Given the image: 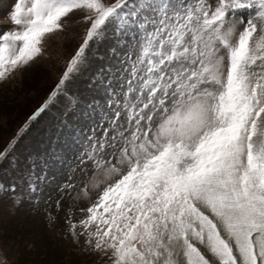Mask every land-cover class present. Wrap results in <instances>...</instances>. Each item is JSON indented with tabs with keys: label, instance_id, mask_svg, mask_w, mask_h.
Masks as SVG:
<instances>
[{
	"label": "snow or ice",
	"instance_id": "1",
	"mask_svg": "<svg viewBox=\"0 0 264 264\" xmlns=\"http://www.w3.org/2000/svg\"><path fill=\"white\" fill-rule=\"evenodd\" d=\"M76 12L84 41L17 134L64 102L54 146L39 173L33 161L20 175L25 192L0 185V197L38 200L61 151L101 128L81 163L94 188L119 178L82 231L70 223L73 243L83 236L112 264H264V0H18V30L0 34V82ZM16 143L0 165L16 166Z\"/></svg>",
	"mask_w": 264,
	"mask_h": 264
},
{
	"label": "rangeland",
	"instance_id": "2",
	"mask_svg": "<svg viewBox=\"0 0 264 264\" xmlns=\"http://www.w3.org/2000/svg\"><path fill=\"white\" fill-rule=\"evenodd\" d=\"M17 2L0 0V34L18 30L10 19ZM89 26L79 12L70 14L65 18L63 30L46 38L42 55L34 63L0 82V150L17 140L13 157L16 166L10 161L0 165V185L15 183L18 192H25L20 175L27 172L33 161L39 173L40 158L54 146L64 102L41 114L24 134L19 137L17 134L47 100L83 43ZM82 89V81L77 80L73 91ZM82 135V145L61 151L54 175L49 173L47 187L38 200L15 204L9 195L0 197V264H112L104 252L87 247L83 236L77 245L69 234L70 223L77 224V232L82 231L79 221L87 218V208L96 203L107 183L119 178L107 180L100 176L98 179L104 182L98 188L92 187L88 179L92 164L81 163V159L90 151L87 138H99L103 131L97 128L93 133L86 128ZM85 184H88L87 195L81 191ZM14 220L16 227L12 225ZM28 224H32L31 228ZM26 230L30 233H25Z\"/></svg>",
	"mask_w": 264,
	"mask_h": 264
},
{
	"label": "bare ground",
	"instance_id": "3",
	"mask_svg": "<svg viewBox=\"0 0 264 264\" xmlns=\"http://www.w3.org/2000/svg\"><path fill=\"white\" fill-rule=\"evenodd\" d=\"M18 219L20 220V217H19ZM12 221H13V220H12ZM15 221H16V220H14V223L12 222V223H13L12 225H13L14 227H16V224H17V223H15ZM16 222H17V221H16ZM22 222H24V221H22ZM26 225H27V224H26ZM28 225H30V224H28ZM31 226H32V224L29 226V228H31ZM24 232L27 233V234L30 233V232L27 231V230L24 231ZM13 233H14V232H13ZM20 234H21V233H20ZM21 235H22V234H21ZM29 235H30V234H29ZM29 235H27V236H29ZM26 240H27V239H26Z\"/></svg>",
	"mask_w": 264,
	"mask_h": 264
}]
</instances>
